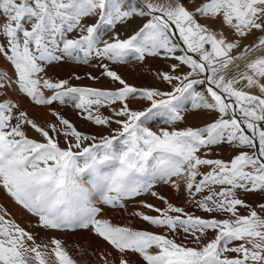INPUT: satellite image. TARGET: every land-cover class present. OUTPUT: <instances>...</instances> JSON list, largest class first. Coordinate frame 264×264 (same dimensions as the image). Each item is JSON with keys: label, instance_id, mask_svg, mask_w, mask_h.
<instances>
[{"label": "snow or ice", "instance_id": "obj_1", "mask_svg": "<svg viewBox=\"0 0 264 264\" xmlns=\"http://www.w3.org/2000/svg\"><path fill=\"white\" fill-rule=\"evenodd\" d=\"M0 57L14 69L0 72V197L44 229L90 233L102 264H264V199L244 198L264 194V0H0ZM130 58L163 61L152 71L170 87L129 83L115 66ZM21 95L109 132L81 131L51 107L59 126L46 129ZM189 105L210 119L178 127ZM157 116L167 127L152 129ZM222 146L227 159L213 154ZM158 188L186 193L204 215ZM117 210L127 223L108 215ZM50 256L78 264L61 239L37 243L0 206V264Z\"/></svg>", "mask_w": 264, "mask_h": 264}, {"label": "bare ground", "instance_id": "obj_2", "mask_svg": "<svg viewBox=\"0 0 264 264\" xmlns=\"http://www.w3.org/2000/svg\"><path fill=\"white\" fill-rule=\"evenodd\" d=\"M132 65L136 67L131 68V66L129 65L123 67L120 66H115V67L119 72H122L123 75H125L129 79L136 81V83L141 84L143 82L142 83L143 85L151 86V82L153 80H156L161 84L162 87L164 86V83H161L159 80L155 79L152 71L155 69L167 67V65L164 62L157 60L155 61V63L151 65V67H149L148 70H144L142 66H138L137 64H132ZM69 70L70 69L68 67L65 68L64 70L62 68L55 69V71L58 72L61 76L66 75ZM78 71L95 72L96 70L88 66L85 68H80L78 69ZM2 96L3 93L1 92L0 97ZM9 96L15 97L16 93L9 92ZM141 103H142L141 101L136 100L132 102V105H134L135 107H139ZM20 104L22 108L28 111L29 117L34 119V121L37 122L38 125L45 127L46 129L48 125L52 123H55L57 124V126H59L58 121L49 111V106L33 105V107L31 108V106L23 102L22 96L20 97ZM51 108L59 110L62 115H64L71 122H73L81 131L90 134H104V135H107L109 132L108 129L98 128L97 126L91 125L90 123H85L81 121L70 106L58 105L56 107H51ZM205 119L206 118L204 114L202 115L200 113L187 112L185 121L178 122V127L183 128L187 126L196 125L199 124L200 122H204ZM112 127L115 128L116 125H112ZM28 135L37 139H41L39 135L35 133L34 130L30 131ZM60 142H61V146H63L62 136L60 137ZM110 168H111L110 165L104 166L105 171L110 170ZM81 179L87 185L88 181L91 179V176L88 173H85L81 177ZM157 190L160 191L166 197H168L173 203L177 205H183L187 210L194 212L193 206L185 198L186 193H181L180 191L177 190H170L168 188H158ZM139 199L148 200L151 203L159 204V201H156L150 196H142ZM0 206L6 208L7 211L11 214V217L14 218L15 221L21 227L25 228L35 237L37 243L43 242L46 244L49 242L50 238L56 237L61 239L62 245L66 248L69 254L72 255L73 258L78 261V264H102V261L100 260V252L102 251V249L98 247V245H100L101 242L97 240L95 237H93L90 233L80 230L57 231V230L44 229L38 225L37 218L35 216L28 213L25 209L22 208V206L15 204L6 197H0ZM15 207H18V209H14ZM134 207H135L134 204L129 203L128 211L133 210ZM108 215L112 216L114 221L119 223H127L130 219L128 217L127 212H121L119 210L115 212H109ZM131 226L134 228L149 227L146 223L141 222L139 219H135V218H131ZM47 259L49 261V264H54V256L47 257ZM130 259L135 261L137 258L135 256H132L130 257Z\"/></svg>", "mask_w": 264, "mask_h": 264}, {"label": "rangeland", "instance_id": "obj_3", "mask_svg": "<svg viewBox=\"0 0 264 264\" xmlns=\"http://www.w3.org/2000/svg\"><path fill=\"white\" fill-rule=\"evenodd\" d=\"M250 40H251V38H250ZM245 43H248V41H246ZM155 61H157V60H154L152 58H149L148 61L142 66L143 69L144 70H148L149 67H151V65L153 63H155ZM132 64H136V62L132 61L131 58H130L129 63L127 65L131 66V68L132 67H136V66H134ZM127 65H121L120 67L127 66ZM65 68H67V67H65ZM65 68H62V69L64 70ZM13 71H14V69L12 68V66L10 64H8L7 62H5L2 57H0V72H7L8 75H12L13 74ZM120 74H122V76H124L128 80L129 83H131V84H133L135 86H138V87H147L146 85H143L142 84L143 82L141 84L140 83H136V81H134L132 79H129L128 77H126L125 75H123L122 72H120ZM78 83L91 84L92 82L91 81H88V80H84V81H81V82H78ZM151 86L160 87L161 89H165V90H167L170 87L167 84H164V86L162 87L161 84L159 82H157L156 80H153L151 82ZM0 96H1V92H0ZM22 100H23L24 103H26L29 106H31V108L33 107V105H35V104L31 103L27 98H25L23 96H22ZM56 106H58V104H54V105L49 106V107H56ZM131 106L135 108L134 105L131 104ZM188 112H190V113H197V112H193L190 109V105H189V111ZM200 114H202V115L204 114V116L206 118L205 121H207V120L210 119V116L209 115H207V114H205L203 112H200ZM204 122H200L199 124L192 125V126H199V125H202ZM149 125L153 128V130H158L161 127H167V125L164 122V117H162V116H157V117L153 118L149 122ZM60 144H61V142H60ZM217 152L219 153V155H220L221 158L227 159L231 155L232 149L230 147H228V146H222L219 149H215L213 154L215 155ZM244 198L248 202L252 203V202H256V201H259V200L264 199V194L252 193V194H249V195L245 196ZM14 209H18V207H15ZM193 210H194L195 214H197V215H204V213L200 212L195 207H193Z\"/></svg>", "mask_w": 264, "mask_h": 264}]
</instances>
